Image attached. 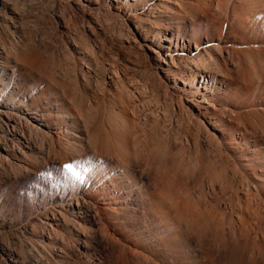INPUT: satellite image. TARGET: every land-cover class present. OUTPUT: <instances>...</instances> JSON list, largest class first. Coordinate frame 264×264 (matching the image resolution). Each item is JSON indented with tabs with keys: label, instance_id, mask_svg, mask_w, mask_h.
<instances>
[{
	"label": "rangeland",
	"instance_id": "1",
	"mask_svg": "<svg viewBox=\"0 0 264 264\" xmlns=\"http://www.w3.org/2000/svg\"><path fill=\"white\" fill-rule=\"evenodd\" d=\"M0 56V264H264V0H0Z\"/></svg>",
	"mask_w": 264,
	"mask_h": 264
},
{
	"label": "bare ground",
	"instance_id": "2",
	"mask_svg": "<svg viewBox=\"0 0 264 264\" xmlns=\"http://www.w3.org/2000/svg\"><path fill=\"white\" fill-rule=\"evenodd\" d=\"M160 1H162L163 2V4L165 3V1H168V0H160ZM159 4H156L155 5V8H151L150 9V13H151V15L152 16H155V14H156V11L155 10H157V6H158ZM164 6V5H163ZM149 8V7H148ZM144 29V31H145V28H143ZM217 47V46H216ZM215 48V47H214ZM205 51V55H203L202 54V51ZM205 56H208V58L206 59V57ZM2 56H0V58H1ZM195 57H197V58H199V59H204L203 61H204V63H207L208 61L211 63V62H213V60H212V57H211V55H209L208 53H207V49L206 48H203L202 49V47L201 46H196V49H195ZM171 58L173 59V61H174V58H173V56L171 55ZM196 61H197V59H192L191 60V62L192 63H190L191 65H192V67L190 66V65H188L187 66V69H188V71H189V74H190V80L192 81V80H196V81H198V78H200L202 81H204L205 82V84L208 82H211V83H215V82H219V76L220 75H217V74H215V73H217V72H215V73H213L211 70H209V68L207 67H199L197 64H196ZM199 61V60H198ZM208 62V63H209ZM209 63V64H210ZM206 65H208V64H206ZM173 66L174 67H176V68H178L179 70H180V67H178V65L175 63V61L173 62ZM223 76V75H222ZM207 93H209V92H207ZM206 102V101H205ZM1 105H5V104H3L2 102H0V107H2ZM23 109H19V112L21 113V114H23L24 116H25V118L26 119H28V124L27 125H32V128H37L34 132H36L37 134H40L42 137H44V135L46 134V133H51V134H58L57 136H58V138H60L61 136H66V132H68V130H66V131H64V134H62L61 133V128H60V125H62L63 124V122H61V123H56L55 125H54V123H51V122H48V121H46V116H48V118L50 119V118H55V117H57V119L56 120H59L58 119V117L60 116V113L58 112H56V116L55 115H53V114H48V113H45L44 112V110H49L48 108H45V109H41L39 106H38V104L37 103H34V101H32V99L30 100V99H27L25 102H24V104H23ZM47 112V111H46ZM62 113V112H61ZM29 119H31V120H29ZM51 124H53V125H51ZM30 127V126H29ZM45 128V129H48V132H46V130H43V128ZM16 129V127H13V136H17V139H18V141H19V143L20 144H24L27 148H29V149H33L34 147L32 146V140L31 141H28L27 139L28 138H25L24 136H25V133H24V131L21 133V134H18L17 133V131H18V129H17V131L15 130ZM33 130V129H32ZM10 133H11V131H9ZM17 133V134H16ZM22 139H23V141H22ZM251 159L252 158H249V157H244V158H242V162L244 163V162H246V163H249V162H251ZM128 167H130L129 165H127V164H123L122 166H121V168L122 169H127ZM245 167H247L246 165H245ZM113 186H114V192L116 193L117 192V194L119 195V193H120V188H121V183H115V181L113 182ZM258 185L261 187V189H264V188H262L263 186H262V184L261 183H259L258 182ZM257 185V186H258ZM261 192V191H260ZM105 204H107V203H105ZM70 205H72V204H70ZM156 206H157V208H159V209H161L162 210V212H164V218H165V222H166V224H167V226H168V228H169V230L170 231H173V232H177V231H175V230H179L178 229V227H177V225H176V223H175V221H174V217L172 216V214L170 213V211L169 210H167V207H165V206H163L162 207V205H160V203L158 202L157 204H156ZM158 209V210H159ZM90 211H86V212H84V211H82L81 212V214H83L85 217L84 218H86V219H88V218H90L91 216H90ZM162 214V213H161ZM173 227V228H172ZM172 228V229H171ZM177 228V229H176ZM172 233V232H171ZM169 236V235H168Z\"/></svg>",
	"mask_w": 264,
	"mask_h": 264
},
{
	"label": "snow or ice",
	"instance_id": "3",
	"mask_svg": "<svg viewBox=\"0 0 264 264\" xmlns=\"http://www.w3.org/2000/svg\"><path fill=\"white\" fill-rule=\"evenodd\" d=\"M63 169L70 175L76 176V177L79 176V172L77 171V169H82L85 172L89 171V168L85 167L84 162L82 161H73L70 163H66L63 166Z\"/></svg>",
	"mask_w": 264,
	"mask_h": 264
}]
</instances>
